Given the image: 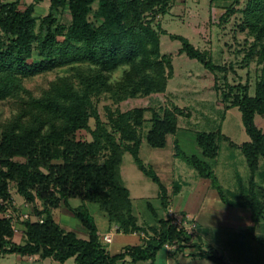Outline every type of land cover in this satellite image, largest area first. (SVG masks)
<instances>
[{"label":"trees","instance_id":"obj_1","mask_svg":"<svg viewBox=\"0 0 264 264\" xmlns=\"http://www.w3.org/2000/svg\"><path fill=\"white\" fill-rule=\"evenodd\" d=\"M175 1L50 0L48 12L36 16L34 2L22 6L20 0H0V101L11 106L10 114L0 118V254L39 255L61 263L74 257L77 264H117L126 259H152L169 243L176 245L170 251L193 246L197 256L228 264L213 246L202 249L193 234L173 224L167 211L158 216L148 200L146 207L154 221L140 223L121 176L123 154L129 152L138 168L158 184L161 203L167 206L166 188L145 166L139 150L143 139L151 147H165L168 135L178 129L183 109L172 105L161 113L152 107L126 111L107 107L108 120L104 121L97 107L104 94L118 104L166 91L173 64L171 56L161 52L160 35L166 30L160 17ZM226 1L219 24L240 14L238 27L246 37L239 50L244 51L246 64L254 61L259 68L253 94L247 82L229 84V90H223V99L240 109L249 136L238 145L250 169L248 188L239 179L240 193L232 194H239L242 200L225 197L207 160L184 153L176 143L174 146L177 155L199 175L211 179L225 202L247 207L257 223L264 219V188L255 181L259 160L264 158V130L254 123L255 114L264 117V0ZM65 13L70 19L64 23L61 17ZM170 37L181 42L179 52L203 64L218 89L219 74L226 78L231 67L214 62L209 52L196 48L182 35ZM58 69L39 93L26 86L27 79ZM148 111L151 115L147 118ZM81 130L91 138L79 137ZM219 138L229 140L220 131L196 134L205 158L218 155ZM11 187L41 218L23 222L22 242L13 240L12 217L3 215L8 208L16 212ZM74 197L83 203L70 206L68 200ZM88 202L97 204L109 224L123 232L144 233L147 239L109 253ZM62 203L80 220L86 239L54 220L52 210Z\"/></svg>","mask_w":264,"mask_h":264},{"label":"rangeland","instance_id":"obj_2","mask_svg":"<svg viewBox=\"0 0 264 264\" xmlns=\"http://www.w3.org/2000/svg\"><path fill=\"white\" fill-rule=\"evenodd\" d=\"M25 1L29 2V0ZM240 1L243 4L244 0ZM47 2L48 0H43L38 5L37 16L46 12ZM225 3H227L226 0H176L170 10L160 17L161 26L166 30V33L160 35L161 52L170 55L173 64V76L168 80L165 92L152 93L139 98H128L118 104L112 102L104 94L97 102L100 116L104 121L108 120L107 107L111 110L119 108L121 111L133 107H152L161 113L163 108L172 107V105L183 109L184 114L178 117V129L174 135H168L165 148H152L143 139L139 150V157L145 166L151 168L158 176L160 175L165 183H169L168 185H171V182L168 181L169 175L173 176L174 179L177 178L176 180L181 183L185 182V185L189 184L190 188L194 189L195 178L197 177V171L194 167L174 151V143L178 145L179 150L188 155L193 154L199 158H205L195 140L198 132L220 131L234 144H242L249 140L240 109L235 105L231 106L229 100L223 99V90H229V84L247 82L250 93L253 94L259 68L254 61L246 64L244 51H240L243 46L240 42L246 37V33L240 31L238 27L240 14L231 16L228 23L224 25L219 24V18L225 10L223 7ZM61 18L65 23L69 21L70 16L65 13ZM170 34L186 37L196 48L209 52L214 62L231 67L226 78L219 74L218 89L214 87L215 80L212 75L205 73L203 64L197 59L179 52L181 42L172 39ZM59 71L58 69L37 74L26 80V86L39 93ZM10 108L11 106L7 102L0 101V118L8 116L11 111ZM150 115L151 113L148 111L146 117L148 118ZM146 123L148 125L149 122ZM254 123L258 128L264 130V117L255 114ZM90 124L91 126L94 125L93 119L90 120ZM78 136L91 138L86 130L79 131ZM229 140L219 138L217 157L214 159L206 158V160L213 165L217 184L223 190L225 197L240 202L242 198L239 194L234 197L232 194L234 192L240 193L239 179H242L243 187L247 190L250 169L240 147L230 144ZM170 150H173L176 155L171 154ZM122 167L123 182L130 190L133 210L138 216L139 222L152 220V215L146 207V201H150L155 208L158 207L159 209V199L156 196L158 185L138 168L129 152L123 154ZM255 181L257 185L264 188V158L262 157L259 160ZM11 191L16 204V213L20 211L18 204L22 211L29 210L30 207L23 205L22 197L14 191L13 187H11ZM182 191L181 196H174L173 198L174 208H180L181 200H184L187 192L191 190L188 186H182ZM262 200L264 202V195ZM68 203L70 206H77L83 201L79 197H74L70 198ZM86 205L99 228L102 229L104 221L102 215L104 213L95 203L88 202ZM61 211L62 218H64L63 222H65L64 228L73 231L78 237L84 238L86 230L79 219L70 214L64 205L61 206ZM157 211L158 216H160L162 210ZM244 211H248V209ZM246 221L247 219L238 216L235 227L233 223H229L208 225L207 227H200V229L196 223L194 239L196 240L198 228L202 241L213 244L217 254L221 255L223 260L229 264H264V219L253 223L251 226L245 225L248 224ZM120 234L115 230L113 231L114 237ZM255 236L257 239L254 238ZM106 248L110 249L108 245ZM193 259H199V264H217L212 260L198 257H190L188 261ZM16 262L26 264L27 260L26 257L17 253L0 254V264H15ZM42 262L43 264H77L74 257L68 258L63 263L54 259H44Z\"/></svg>","mask_w":264,"mask_h":264},{"label":"crops","instance_id":"obj_3","mask_svg":"<svg viewBox=\"0 0 264 264\" xmlns=\"http://www.w3.org/2000/svg\"><path fill=\"white\" fill-rule=\"evenodd\" d=\"M34 1L35 0H29V2L27 3L25 0H20V3L22 6H24V5L29 4L31 2H34ZM42 1L43 0H37L34 2L35 3L34 4L35 15H36L37 7ZM49 5H50V0H48V2L46 4V12L49 9ZM44 14H42V15H44ZM195 140H196V137H195ZM236 145H239V144L237 143ZM165 147H163V148H165ZM152 148H155V147H152ZM174 151H175V146H174ZM172 152H173V150H170L171 154H175L174 152L173 153ZM201 152H202V149H201ZM204 159L206 160V158H204ZM209 163L211 164V162H209ZM122 166H123V162L121 165V176H123L122 175L123 174L122 173V168H123ZM212 168H213V165H212ZM158 177H159L162 185H164V187L166 188L167 197H168V203H167V206L165 207L161 203L160 189L158 186L156 196L159 199V204H160L159 209L162 210V214L160 216H165L167 209L173 207L172 209L174 211H176L178 213H183V214L188 213L190 216L195 218V221H196L199 229H200V227H207L208 225L213 226V225H223V224H229V223H233V226L235 227L236 222L238 221V216H240L243 219H247L246 222L248 224H245V225L251 226L253 224L250 210L244 206L231 205V204H228L227 202H225L221 198L217 188H215L213 186L212 181L209 178L202 177L201 175H199L197 173L198 178L197 177H196L197 179L195 178V181H196L194 184L195 187H194V189H192V188H190L191 186L189 184L185 185V182L181 183L180 181L176 180L177 178L174 179L173 176L168 175V177H170V178H168V181L171 182V185H168L169 183L168 184L165 183L161 179L160 175ZM122 179H123V177H122ZM182 186H185V187L188 186L189 190H191V191L187 192L184 200L183 199L181 200L182 204L180 203V208L179 207L174 208L173 198H174V196L175 197L181 196V193L183 192ZM14 191H15V189H14ZM210 197H212V198H210ZM131 200H132V198H131ZM132 203H133V201H132ZM62 205H64V204L62 203V204H60V206H58L52 210V216H53L54 220L56 222H58L61 226L63 225L62 227L64 228L65 222H63L64 218H62V211H61ZM64 206L66 207V209L68 210V212L70 214L74 215L66 205H64ZM18 207L20 208V211H22V208L19 204H18ZM72 207H75V206H72ZM245 208L248 209V211H244V210H246ZM159 209H158V207L155 208L157 214H158L157 210H159ZM242 209H244V210H242ZM31 210H32V206L30 205L29 212H31ZM20 211H19V213H20ZM16 217H17V220L14 222L15 230H14L13 240L15 242H22L24 239V234H23L24 224H23V222L25 220H20L18 217V214L16 215ZM38 217L39 216L34 214V212L33 213L31 212V218H30L31 221L37 220ZM102 218L104 220L102 229L99 228V225L97 223H96V225H97L98 233L102 239H103V235L105 233H107V232L112 233V240L110 242H105L103 239L105 246H107V245L109 246L110 249L109 250L107 249V250L111 254L118 253V252L122 251L125 247L130 246V245L142 244L143 241L145 239H147V236L144 233H141V232H123V231L119 230L115 224H109L107 217L105 215H102ZM150 221H154V220L152 219ZM249 223H251V224H249ZM198 228H197V232H196V242H199L200 244H202V249H205L206 245L213 246V244H211V243H205L202 241L201 236L198 232ZM114 230L117 231L118 233H121V234L116 235L114 237V235H113ZM83 237H84V239H86L88 237L87 232H86V235H84ZM193 239H194V236H193ZM196 250L197 249L193 246H186L185 248H183L181 250L173 252V251L168 250L165 247H162L159 250H157L155 257L152 259L138 260L135 262H131L128 259H126V260H121V261L117 262V264H199L198 263L199 259H197V260L193 259L191 261H188V258H190V257L191 258L198 257L200 259L210 260L207 257L197 256ZM24 257H26V260H27L26 264H31V263L32 264H43L42 260L52 259L50 257L42 258L39 255H30V256H24ZM15 264H22V263L16 262ZM201 264H203V263H201Z\"/></svg>","mask_w":264,"mask_h":264},{"label":"built area","instance_id":"obj_4","mask_svg":"<svg viewBox=\"0 0 264 264\" xmlns=\"http://www.w3.org/2000/svg\"><path fill=\"white\" fill-rule=\"evenodd\" d=\"M13 203L14 205H16L14 201ZM23 205L30 207V204L24 200H23ZM17 214L20 220H27L31 218V212H29V210L20 211V213H16L12 210V208H8L7 211H5L3 215L7 217H12L14 230H15L14 222L17 220V217H16ZM167 215L171 217V221L173 224L177 225L180 228H183L189 234H194V230L196 227V221L189 214L178 213L174 211L172 208H168ZM38 219L40 220L41 218L38 217ZM103 239L105 242H110L112 240V233L110 232L105 233L103 235ZM164 247L167 248L168 250H174L176 248V245L168 243V244H164Z\"/></svg>","mask_w":264,"mask_h":264}]
</instances>
